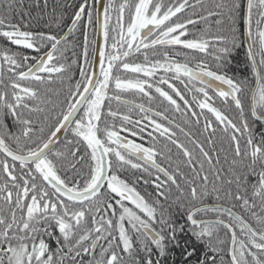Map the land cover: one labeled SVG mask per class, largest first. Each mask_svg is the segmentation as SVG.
<instances>
[{
  "label": "snow or ice",
  "instance_id": "6c2138e0",
  "mask_svg": "<svg viewBox=\"0 0 264 264\" xmlns=\"http://www.w3.org/2000/svg\"><path fill=\"white\" fill-rule=\"evenodd\" d=\"M71 6L0 0V264H264V0Z\"/></svg>",
  "mask_w": 264,
  "mask_h": 264
},
{
  "label": "trees",
  "instance_id": "16d2710c",
  "mask_svg": "<svg viewBox=\"0 0 264 264\" xmlns=\"http://www.w3.org/2000/svg\"><path fill=\"white\" fill-rule=\"evenodd\" d=\"M57 2V0H49V10L51 9V5L53 3ZM80 2V0H59V3L62 5H72L71 7H65L62 10L64 11L65 15H64V23L65 25H70V21H71V17L73 14V11L75 9L76 4H78ZM36 9H33V15L36 14ZM40 28L47 31V27L45 26V23L42 21L40 23ZM237 28L243 32L245 34V22L243 19L238 18L237 19ZM67 28H65L66 31ZM80 40H82V36L79 37ZM246 46L244 49H241L239 51L238 55H234V58L231 61V64H233V66H229V75H236L238 77H242V78H248L249 80H252L253 77V73L251 71V66L249 61L246 58ZM77 51L79 52L80 49H77ZM211 51V49H210ZM69 55H71V52H69ZM211 56V55H210ZM207 56V57H203V55H201L202 58L206 59L209 63L210 66L215 67V62L212 60V57ZM74 74L76 75V77L78 78V69L75 70Z\"/></svg>",
  "mask_w": 264,
  "mask_h": 264
},
{
  "label": "flooded vegetation",
  "instance_id": "af4514ba",
  "mask_svg": "<svg viewBox=\"0 0 264 264\" xmlns=\"http://www.w3.org/2000/svg\"><path fill=\"white\" fill-rule=\"evenodd\" d=\"M70 26V25H69ZM67 30V29H66ZM245 35H246V23H245ZM95 39H98V37H96ZM200 55H203V54H200ZM210 56V55H209ZM211 57V56H210ZM231 66H233V64H230V68H231ZM231 75V74H230ZM217 106H221L220 105V101L219 100H217ZM113 107H116V105H115V103L113 104ZM209 115H211V114H209ZM214 119V118H213ZM63 139H64V136H63V138L61 139V141H63Z\"/></svg>",
  "mask_w": 264,
  "mask_h": 264
},
{
  "label": "water",
  "instance_id": "95a60500",
  "mask_svg": "<svg viewBox=\"0 0 264 264\" xmlns=\"http://www.w3.org/2000/svg\"><path fill=\"white\" fill-rule=\"evenodd\" d=\"M105 3H107V0H104ZM246 32H247V24H246ZM100 43H102V40L98 37L97 39ZM63 134H60V140L63 138Z\"/></svg>",
  "mask_w": 264,
  "mask_h": 264
}]
</instances>
